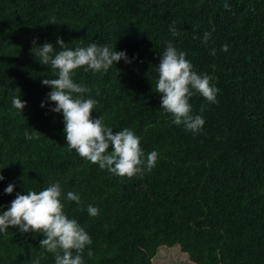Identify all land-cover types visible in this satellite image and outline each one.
<instances>
[{"label": "trees", "instance_id": "obj_1", "mask_svg": "<svg viewBox=\"0 0 264 264\" xmlns=\"http://www.w3.org/2000/svg\"><path fill=\"white\" fill-rule=\"evenodd\" d=\"M157 259L264 264V0H0V264Z\"/></svg>", "mask_w": 264, "mask_h": 264}, {"label": "rangeland", "instance_id": "obj_2", "mask_svg": "<svg viewBox=\"0 0 264 264\" xmlns=\"http://www.w3.org/2000/svg\"><path fill=\"white\" fill-rule=\"evenodd\" d=\"M163 262V261H162ZM152 264H160V261H159V259H157V260H154L153 262H152Z\"/></svg>", "mask_w": 264, "mask_h": 264}]
</instances>
